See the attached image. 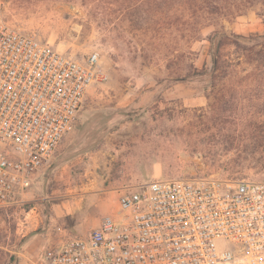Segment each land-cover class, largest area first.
Here are the masks:
<instances>
[{
  "label": "rangeland",
  "instance_id": "1",
  "mask_svg": "<svg viewBox=\"0 0 264 264\" xmlns=\"http://www.w3.org/2000/svg\"><path fill=\"white\" fill-rule=\"evenodd\" d=\"M186 6L0 0L10 26L78 59L98 54L109 76L90 89L24 204L0 211V264L38 263L49 247L118 217L123 189L138 182H264V0L221 14ZM215 30L240 47L225 46L212 74Z\"/></svg>",
  "mask_w": 264,
  "mask_h": 264
},
{
  "label": "built area",
  "instance_id": "2",
  "mask_svg": "<svg viewBox=\"0 0 264 264\" xmlns=\"http://www.w3.org/2000/svg\"><path fill=\"white\" fill-rule=\"evenodd\" d=\"M108 78L98 54L78 59L0 18V211L24 204ZM119 209L38 264H264L263 181L153 178L124 188Z\"/></svg>",
  "mask_w": 264,
  "mask_h": 264
},
{
  "label": "trees",
  "instance_id": "3",
  "mask_svg": "<svg viewBox=\"0 0 264 264\" xmlns=\"http://www.w3.org/2000/svg\"><path fill=\"white\" fill-rule=\"evenodd\" d=\"M234 1H239L240 3L245 2V0H160L162 4L167 3H183L186 4L188 9L197 14L200 11H209L210 13L221 14L222 11H232L234 10ZM231 2V3H230ZM162 8L160 7V11ZM210 42V54L212 58V70L211 73L215 74L219 71L221 67V53L225 46L232 45L240 47V43L231 40L230 35L226 33H221L219 30H215L209 37Z\"/></svg>",
  "mask_w": 264,
  "mask_h": 264
},
{
  "label": "crops",
  "instance_id": "4",
  "mask_svg": "<svg viewBox=\"0 0 264 264\" xmlns=\"http://www.w3.org/2000/svg\"><path fill=\"white\" fill-rule=\"evenodd\" d=\"M23 264H27V263H23ZM32 264H38V263H33V262H32Z\"/></svg>",
  "mask_w": 264,
  "mask_h": 264
}]
</instances>
